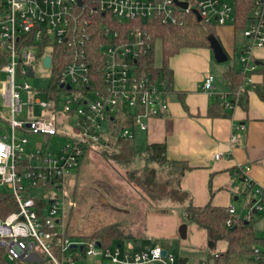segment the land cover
Wrapping results in <instances>:
<instances>
[{"label": "built area", "instance_id": "built-area-1", "mask_svg": "<svg viewBox=\"0 0 264 264\" xmlns=\"http://www.w3.org/2000/svg\"><path fill=\"white\" fill-rule=\"evenodd\" d=\"M248 5L239 56L244 80L236 93L221 96L231 107L230 98L238 99L252 83L253 49L264 46V0ZM193 12L215 26L238 21L236 0H0V186L18 204L17 211L0 217V249L9 261L178 264L159 244L134 252L121 243L71 235L67 215L74 201L66 182L89 151L107 148L118 136L111 121L131 117L147 129L146 120L168 110L165 81L143 63L156 41L147 27L152 20L181 25ZM46 78L48 88L30 82ZM213 84L208 74L203 89L212 91ZM38 107L43 114L36 115ZM61 125L70 132L67 141L51 144ZM119 135L134 138L129 127ZM249 170L240 166L239 176L255 200L241 215L229 206L237 221L264 212V185L250 179ZM233 223L229 219L227 226Z\"/></svg>", "mask_w": 264, "mask_h": 264}, {"label": "crops", "instance_id": "crops-1", "mask_svg": "<svg viewBox=\"0 0 264 264\" xmlns=\"http://www.w3.org/2000/svg\"><path fill=\"white\" fill-rule=\"evenodd\" d=\"M214 31L229 59L237 54L240 56L246 42L242 28L219 25L214 26ZM212 57V49L207 47L185 48L172 56L169 68L173 81L172 87L167 88L168 110L146 120L147 129L133 122L129 126L134 134V144L141 131L145 149L152 143H164L170 160L185 162L191 167L179 179L178 188L187 193L183 207L191 202L196 206L212 203L229 207L240 201L244 183L239 176V167L243 165L250 166L246 173L250 179L264 185V100L257 91L264 82V46L252 51L256 69L252 73V83L243 92L247 96V108L238 104L239 98L232 107L224 104L221 96L231 94L224 73L234 64L224 67L223 79H218L213 73ZM235 66L242 71L240 63ZM216 70L221 69L217 67ZM208 74L214 76L212 91L203 89ZM217 153H220L219 158L215 156ZM87 156L82 159L78 171ZM235 207L238 213V207ZM147 228L145 217L141 236L128 239L134 244L132 251L149 248L145 243ZM226 247L227 242L223 250ZM181 257L186 258L188 264V257ZM177 262L181 264L178 258Z\"/></svg>", "mask_w": 264, "mask_h": 264}, {"label": "rangeland", "instance_id": "rangeland-1", "mask_svg": "<svg viewBox=\"0 0 264 264\" xmlns=\"http://www.w3.org/2000/svg\"><path fill=\"white\" fill-rule=\"evenodd\" d=\"M154 55L155 65L161 67L163 47L160 39L155 42ZM212 61L213 73L218 79H223V68L226 69L232 64L238 66L239 55L222 63H218L214 57ZM217 67L221 69L219 72L216 70ZM30 82L38 88H48L50 80L30 79ZM0 108H4L1 91ZM25 112L19 116H24ZM41 114L43 110L36 108V115ZM59 131L60 135L52 138L51 144L53 141L60 143L67 141L66 134L70 133L68 127L61 125ZM140 134L141 131H138L135 145L137 149L144 151L145 145L142 144L143 138ZM31 139L46 143L42 135H32ZM114 150L112 146L107 151H89L79 171L77 170V173L74 171L67 178L66 186L74 201L67 215L70 234L80 238L83 235H92L104 226L119 223L125 235L132 234V237L136 238L144 232L146 217L148 228L145 243L149 247L161 244L172 251L178 259L181 256L188 257V264H203V261L205 264H214L211 256L222 251L226 241H219L215 247L211 246L212 241L207 231L186 220L182 205L186 198L177 196L179 172L176 168L171 164L156 163H151L150 168H145L143 157L138 158L132 165H121L109 158ZM146 169L154 170L155 173L154 182L149 186L140 185L138 181L148 174ZM0 192H8V189L0 186ZM251 199L250 194L243 193L241 200L235 202L238 214L249 212L246 204ZM253 221L258 235L264 237V212L254 215ZM183 223L188 225L186 239H183L179 232ZM115 243L123 244L125 250L134 247L133 242L128 239L116 240ZM102 264L115 263L105 259Z\"/></svg>", "mask_w": 264, "mask_h": 264}, {"label": "trees", "instance_id": "trees-1", "mask_svg": "<svg viewBox=\"0 0 264 264\" xmlns=\"http://www.w3.org/2000/svg\"><path fill=\"white\" fill-rule=\"evenodd\" d=\"M251 0H236L238 21L236 27L241 29L245 27L247 20L246 10ZM214 24H207L199 20L197 15L193 12L189 14L184 23L181 25H165L152 20L147 29L152 34L154 39H160L163 47V65L157 67L155 65L154 48L144 58L143 63L147 66V70L155 77H162L167 88L172 87L173 76L169 68V62L172 56L178 54L185 48L207 47L211 49L209 35L214 34ZM219 39V38H218ZM224 77L228 86L231 89V94L238 91L243 83L244 74L235 65L230 66L224 73ZM259 96L264 100V82L257 88ZM231 102L233 106L236 105V98L232 96ZM225 104V103H224ZM238 104L247 108V96L242 93L239 97ZM115 134L118 136L110 139L107 148L102 150L107 151L114 146L115 150L110 154L111 159L121 165H132L138 158L143 157L144 167L148 168L151 163L159 165L171 164L179 172V179L182 174L191 169L185 162L170 160L166 153V144L152 143L147 146L145 151L141 152L136 149L134 138L128 139L121 137L119 132L132 124V118H118L111 121ZM150 168V167H149ZM148 171V169H146ZM150 172V173H149ZM154 170L148 171V174L141 180V185H151L154 181ZM179 187V186H178ZM248 194L247 191L244 192ZM177 196L186 198L187 193L180 188L177 189ZM162 198V197H161ZM251 201L247 207L252 205ZM38 203L45 205L43 199H37ZM18 210V204L12 195L8 192H0V217H7L10 213ZM184 216L186 220L194 222L198 227L205 229L209 235L210 240L214 243V247L219 241H226L227 247L225 250L218 251L211 256L214 264H264V237L259 236L254 225L253 219H240L237 221L235 214L229 212V207L215 206L208 203L204 206H196L192 202L184 207ZM234 219L232 226H227V221ZM101 237L103 242L107 244L115 240L121 241L123 239H131L132 234H126L121 229L119 223L104 226L94 232L92 235H83L81 237ZM186 258L181 257V264H186ZM0 264H51L46 261L26 262L21 260L9 261L6 257L5 249H0ZM205 264V262H204Z\"/></svg>", "mask_w": 264, "mask_h": 264}, {"label": "water", "instance_id": "water-1", "mask_svg": "<svg viewBox=\"0 0 264 264\" xmlns=\"http://www.w3.org/2000/svg\"><path fill=\"white\" fill-rule=\"evenodd\" d=\"M184 7L187 6V3H181ZM197 17L199 20H201V16L199 15V13H197ZM209 41H210V46H211V49H212V52H213V55H214V58L215 60L218 62V63H222V62H225L229 59V56L226 52V50L224 49L223 45L221 44L220 40L214 35V34H210L209 35ZM50 60L51 58L48 56L46 58V64H50ZM32 70L29 71V75L32 76ZM254 212L255 213H258V211L256 209H254ZM180 236L183 238V239H186L187 236H188V225L187 223H183L180 227ZM214 243L211 242V246H213ZM167 252V250L165 249L163 251V254L165 255Z\"/></svg>", "mask_w": 264, "mask_h": 264}]
</instances>
